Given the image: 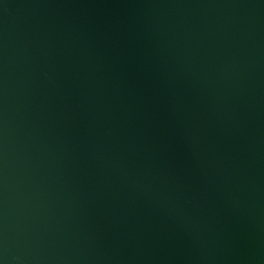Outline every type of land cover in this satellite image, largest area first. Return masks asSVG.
Segmentation results:
<instances>
[{
    "label": "water",
    "instance_id": "obj_1",
    "mask_svg": "<svg viewBox=\"0 0 264 264\" xmlns=\"http://www.w3.org/2000/svg\"><path fill=\"white\" fill-rule=\"evenodd\" d=\"M0 264H264V0H0Z\"/></svg>",
    "mask_w": 264,
    "mask_h": 264
}]
</instances>
